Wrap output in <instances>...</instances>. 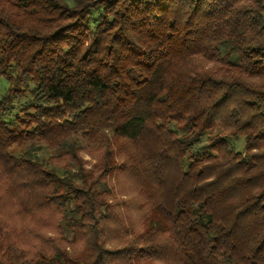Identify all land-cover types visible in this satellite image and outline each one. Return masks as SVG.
Wrapping results in <instances>:
<instances>
[{"label": "trees", "instance_id": "obj_1", "mask_svg": "<svg viewBox=\"0 0 264 264\" xmlns=\"http://www.w3.org/2000/svg\"><path fill=\"white\" fill-rule=\"evenodd\" d=\"M0 77V264H264V0H0Z\"/></svg>", "mask_w": 264, "mask_h": 264}, {"label": "rangeland", "instance_id": "obj_2", "mask_svg": "<svg viewBox=\"0 0 264 264\" xmlns=\"http://www.w3.org/2000/svg\"><path fill=\"white\" fill-rule=\"evenodd\" d=\"M6 89H7V83H6V81H5L4 78L0 77V98L5 93ZM241 146H242V144H241ZM83 158L85 160H90L89 159V156L88 155H85V154L83 155ZM85 166L89 167L90 165L87 163Z\"/></svg>", "mask_w": 264, "mask_h": 264}]
</instances>
